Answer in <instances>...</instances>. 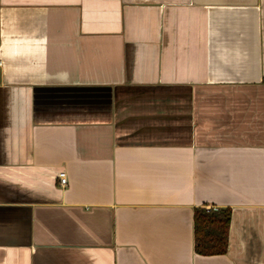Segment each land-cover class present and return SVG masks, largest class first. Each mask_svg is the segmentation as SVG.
<instances>
[{
	"label": "crops",
	"instance_id": "1",
	"mask_svg": "<svg viewBox=\"0 0 264 264\" xmlns=\"http://www.w3.org/2000/svg\"><path fill=\"white\" fill-rule=\"evenodd\" d=\"M0 69V264H264V0H0Z\"/></svg>",
	"mask_w": 264,
	"mask_h": 264
},
{
	"label": "trees",
	"instance_id": "2",
	"mask_svg": "<svg viewBox=\"0 0 264 264\" xmlns=\"http://www.w3.org/2000/svg\"><path fill=\"white\" fill-rule=\"evenodd\" d=\"M231 209L198 207L194 213L195 251L201 255L224 254L229 246Z\"/></svg>",
	"mask_w": 264,
	"mask_h": 264
},
{
	"label": "built area",
	"instance_id": "3",
	"mask_svg": "<svg viewBox=\"0 0 264 264\" xmlns=\"http://www.w3.org/2000/svg\"><path fill=\"white\" fill-rule=\"evenodd\" d=\"M60 183L61 185L65 186L67 184V174L66 172L59 173Z\"/></svg>",
	"mask_w": 264,
	"mask_h": 264
},
{
	"label": "water",
	"instance_id": "4",
	"mask_svg": "<svg viewBox=\"0 0 264 264\" xmlns=\"http://www.w3.org/2000/svg\"><path fill=\"white\" fill-rule=\"evenodd\" d=\"M0 81H1V69H0Z\"/></svg>",
	"mask_w": 264,
	"mask_h": 264
}]
</instances>
